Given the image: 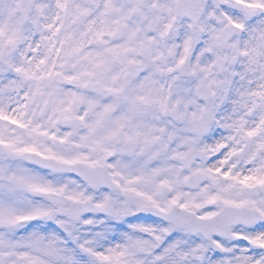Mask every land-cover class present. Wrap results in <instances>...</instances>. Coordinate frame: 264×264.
Instances as JSON below:
<instances>
[{
	"label": "snow or ice",
	"instance_id": "1",
	"mask_svg": "<svg viewBox=\"0 0 264 264\" xmlns=\"http://www.w3.org/2000/svg\"><path fill=\"white\" fill-rule=\"evenodd\" d=\"M0 264H264V0H0Z\"/></svg>",
	"mask_w": 264,
	"mask_h": 264
}]
</instances>
